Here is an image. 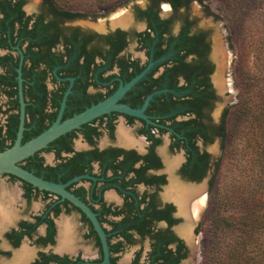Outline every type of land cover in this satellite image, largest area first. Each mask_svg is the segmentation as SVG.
Returning a JSON list of instances; mask_svg holds the SVG:
<instances>
[{
	"label": "flooded vegetation",
	"instance_id": "flooded-vegetation-1",
	"mask_svg": "<svg viewBox=\"0 0 264 264\" xmlns=\"http://www.w3.org/2000/svg\"><path fill=\"white\" fill-rule=\"evenodd\" d=\"M143 1L126 25H112L49 0H0V148L16 138L20 97L23 144L152 64L115 101L139 110L151 96L144 118L103 113L19 163L62 186L91 217L60 194L0 174V264H104L100 233L109 264H124L127 250L126 264H195L180 193L209 192L227 103L218 109L226 101L212 82L208 30L187 6L166 3L161 12L162 3Z\"/></svg>",
	"mask_w": 264,
	"mask_h": 264
},
{
	"label": "rangeland",
	"instance_id": "rangeland-1",
	"mask_svg": "<svg viewBox=\"0 0 264 264\" xmlns=\"http://www.w3.org/2000/svg\"><path fill=\"white\" fill-rule=\"evenodd\" d=\"M59 3L91 17L96 15L97 19L145 5L143 0H61ZM166 6L162 3L160 9ZM186 8L187 13L203 17L218 27L228 71L225 149L216 151L218 170L214 171V187L206 195L202 219L195 231L196 264H218L223 258L221 252L230 251L238 234L233 226L225 227L222 218L238 220L245 214L246 206L240 197L244 201L250 199L248 193L252 189L259 193L264 207V121H261L264 0H193ZM253 246L248 244V252H255Z\"/></svg>",
	"mask_w": 264,
	"mask_h": 264
},
{
	"label": "water",
	"instance_id": "water-1",
	"mask_svg": "<svg viewBox=\"0 0 264 264\" xmlns=\"http://www.w3.org/2000/svg\"><path fill=\"white\" fill-rule=\"evenodd\" d=\"M38 2L36 0H28V5L35 6ZM134 9L128 10L110 17H105L97 20H107L108 22L111 21L112 25H126L127 18L126 16H130ZM165 9H160L161 12H163ZM187 13V12H186ZM189 17L192 19H195V23L203 28L208 30L209 32V38L211 41L210 45V56L214 59V70L212 74V82L214 85H218L220 88H222L221 94H223L224 101H219L218 109L222 108L225 103H227L228 98V92H229V79H228V71H227V64H226V57H225V51L223 47V43L221 40L220 32L217 26L209 22L203 17L187 13ZM93 23L95 21H92ZM96 23V22H95ZM152 64H149L144 71H142L137 77H135L132 81H130L128 84H126L124 87L119 88L116 93L107 99L104 102H101L82 113L65 120L64 122H59V119L47 130H45L40 135L36 136L35 138L27 141L26 143L21 144V138H22V132L24 130L23 127V103L20 97V123L18 126V130L16 133V138L14 140V143L4 149L3 151H0V174H10L12 176H15L16 178L29 183L33 185L34 187L49 191L52 193L60 194L63 198H66L70 202L74 203L78 207H80L89 217H91V214L89 210L78 200H76L73 196L68 194L60 185H57L52 182H48L45 180H42L41 178L33 175L32 173L24 170L19 163L24 160L25 158L33 155L36 151L44 148L47 146L48 143L52 142L54 139L58 138L59 136L78 128L81 124L103 114L107 113L109 111H118L121 113H125L127 115H131L138 118H144L142 112L145 109L146 105L148 104V101L151 99V96L147 98L144 105L139 110L130 109L126 106L121 105H115V101L121 97V95L129 89L131 86H133L140 78H142L151 68ZM217 87V86H216ZM226 107V106H224ZM61 115V112H60ZM60 118V116H59ZM215 149H217L215 147ZM217 151V150H216ZM216 155V152H215ZM181 199L179 202V209L180 212H182L187 220V223L184 227H182L181 232L185 234L187 239L192 242L195 245V239L191 236L190 230L191 226L193 224L194 219L197 218L192 226V230L196 231L203 214L204 204H205V190L204 187L199 188H185L184 191H182ZM199 212V213H198ZM94 227L98 230V224L97 222L92 218ZM99 231V230H98ZM100 233V231H99ZM101 235V242L103 244L104 249V264H109L108 262V252H107V246L105 243V239ZM195 235V232H194ZM131 251H125L123 260H125L124 264H126V259L130 257ZM195 262V257L192 258ZM196 264V262H195Z\"/></svg>",
	"mask_w": 264,
	"mask_h": 264
},
{
	"label": "trees",
	"instance_id": "trees-1",
	"mask_svg": "<svg viewBox=\"0 0 264 264\" xmlns=\"http://www.w3.org/2000/svg\"><path fill=\"white\" fill-rule=\"evenodd\" d=\"M55 2L59 6H65L60 4L61 0H49ZM134 0H124V2H130ZM156 5L161 3H170L174 8L188 6L193 0H146ZM228 115V110H226L224 118ZM264 121V117L261 118ZM264 131H262L263 133ZM261 133V134H262ZM227 137L226 126L223 127V138L221 149H225V139ZM8 148V147H6ZM5 148V149H6ZM4 150V146L1 145L0 151ZM218 170V162L216 164L215 172ZM214 187V174L211 179L209 193L212 192ZM259 193L252 189L251 193H248L247 200L244 201L243 197H240V202H244L246 206V213L240 215L237 219H231L230 217H224L221 221L224 222L225 227L233 226L237 230L236 239L234 246L229 249L228 253L222 254V259L218 261V264H264V218H263V201ZM238 199V197L236 198ZM224 206L227 200L223 201ZM253 243L254 253L248 252V244Z\"/></svg>",
	"mask_w": 264,
	"mask_h": 264
}]
</instances>
